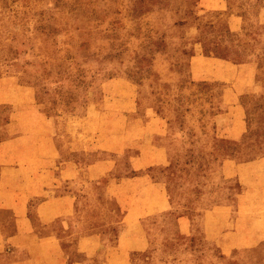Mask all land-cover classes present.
<instances>
[{
    "label": "rangeland",
    "instance_id": "obj_1",
    "mask_svg": "<svg viewBox=\"0 0 264 264\" xmlns=\"http://www.w3.org/2000/svg\"><path fill=\"white\" fill-rule=\"evenodd\" d=\"M263 8L264 0H0V264H74L107 225L110 244L95 264L110 246L117 254L129 231L149 246L130 264H264V197L240 194L241 181H264V92L240 97L246 129L228 139L215 117L234 98L190 71L196 49L241 59L239 46H255L259 34L263 53ZM239 17L250 36L236 30ZM143 118L154 121L151 142L140 140ZM67 190L80 212L45 222L46 201ZM160 195L170 200L163 210Z\"/></svg>",
    "mask_w": 264,
    "mask_h": 264
},
{
    "label": "crops",
    "instance_id": "obj_2",
    "mask_svg": "<svg viewBox=\"0 0 264 264\" xmlns=\"http://www.w3.org/2000/svg\"><path fill=\"white\" fill-rule=\"evenodd\" d=\"M264 9V8H263ZM239 25H237L236 30L239 34L245 35L246 37L250 36L249 32V24L245 21V18L239 17ZM258 38V39H257ZM256 41L255 46L248 47L246 44H241L239 46L241 50L242 57L234 59L224 56H219L215 54H205L204 51L201 52L200 50L196 49L194 53L190 57V71L192 74V78L195 81H205V82H213L218 83L223 86L224 88V97L226 95H230L231 98L233 97L234 100L231 101L230 99L225 98V100L222 102L221 105H219V112L216 113L215 117V126L217 129V134L221 137H225L228 139H234L238 138L240 136L244 135L245 129H246V123H245V117L244 112L246 109V106L243 101H241L242 95H245L250 92L255 93H263L264 92V82L261 78L262 70L264 69V49L263 53H260L257 46L261 42L260 35L258 34L257 37L255 36ZM264 43V42H263ZM264 47V44H263ZM200 49V48H199ZM248 50H252L253 52L246 56L245 53H247ZM152 111H157L158 108L151 107ZM154 113V112H153ZM154 117L157 119V126H163L167 128L168 122L165 120L164 117L158 116V114L154 113ZM146 118H143L141 120L143 124H141L142 127V138H140L141 141L144 142H151L153 141L154 133L149 134V127L154 126V121L150 123V119L144 120ZM113 122V123H112ZM109 126L114 127V124L116 123L115 120L112 121V119H109ZM114 130V129H113ZM151 130V129H150ZM156 131V130H155ZM144 132V133H143ZM114 134L110 135L113 136ZM159 152V150H157ZM145 157H148L147 153L142 154ZM110 157H116L115 154H110ZM162 162V161H159ZM158 164H164L159 163ZM152 162L148 163L147 166L141 165V174H149L148 169L151 167ZM92 166H94V162L92 163ZM65 167V166H64ZM68 169V168H67ZM19 168L14 169V172H18ZM65 172H69L64 168ZM73 172V171H70ZM69 172V173H70ZM96 171H92L90 173L94 174ZM81 173H86V169H82L78 171V174L81 175ZM228 173V171H224V174ZM260 174V173H258ZM116 180V178H114ZM84 182V183H83ZM89 181H86L84 175L82 177V185L83 190L85 191V184ZM262 180L260 179V176H256L254 178V181L251 183H242L243 191L240 194L244 195L246 194V191H252L254 192L258 197L256 198L259 202L261 200V197H264V181L261 183ZM57 186V185H56ZM71 186V185H66ZM78 186V185H77ZM163 189L164 186H162ZM81 191L80 189H77ZM156 197L155 194H152V199ZM75 195L74 191L67 190L65 193L61 194L60 196H56L51 198L48 203L46 201V207L44 208V221L51 223L56 221L57 219L64 220V224H66L69 221H72V216L75 212H80V207L83 205L82 202L78 201ZM160 198L162 200L160 203L162 204L160 206L159 210H163L166 208V204L168 206L170 205V200L166 198V195H160ZM166 200V203H165ZM241 200V199H240ZM264 200V199H263ZM21 202V201H20ZM125 202L127 203L128 200L125 199ZM125 203V204H126ZM160 203H157L158 205ZM244 202H240L238 205H244ZM264 204V203H260ZM94 220L97 219V216L94 215L92 217ZM130 222H138L139 218L132 217L129 218ZM143 221V220H142ZM130 225H127L126 228H128ZM109 229L111 227L109 225L105 226L104 230L102 232H96L93 233L91 236H89L88 239V245L85 247H82V254L80 258H76V261L74 264H95L97 260L98 253H100V250L103 247H106V245L110 244L108 242L109 237H106V234L109 233ZM66 231V230H65ZM95 232V231H94ZM120 232L123 233L121 230ZM127 232V231H126ZM18 234H14L12 236H9L7 240L12 238H17ZM132 231H129L125 234H119V238L126 237L123 239V242H120V247L117 254L112 252V249L108 247L106 261H104V264H113L112 262H115V264H130L131 263V255L136 254L137 252L144 251L146 248H148V241L145 240V237L142 234V237L140 235L131 236ZM109 236V234H108ZM43 237V236H41ZM46 238L50 241L51 248L53 249H60V236L55 231H50L45 235ZM221 237H224V235L221 234ZM129 239V240H128ZM19 245V244H17ZM112 245V244H111ZM110 248V249H109ZM112 255V256H111ZM116 255V256H115ZM62 258V256H59ZM28 261H24L23 264H28ZM63 260H59L55 264L62 263ZM18 264V263H16ZM31 264H37V263H31ZM64 264H69L67 261L64 260Z\"/></svg>",
    "mask_w": 264,
    "mask_h": 264
}]
</instances>
